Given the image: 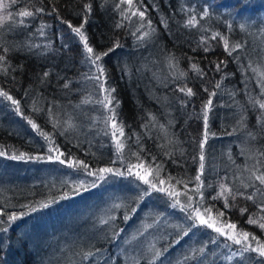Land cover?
Segmentation results:
<instances>
[{
	"label": "trees",
	"instance_id": "obj_1",
	"mask_svg": "<svg viewBox=\"0 0 264 264\" xmlns=\"http://www.w3.org/2000/svg\"><path fill=\"white\" fill-rule=\"evenodd\" d=\"M6 2L9 7L5 16L9 12L12 15L0 23V56H5V61H0V90L19 101L22 115L15 111L16 105L0 96V150L6 153L0 156V172L14 166L18 170L16 189L0 184V212L5 213L0 221L6 222L13 213L26 215L16 220L7 233H0V264H116L124 236L132 242L135 234V240L140 242L133 244L132 251L126 246L123 250L125 256L128 250L137 252L133 264H159L162 260L168 264H261L256 253L241 257V245L198 221L192 227L195 241L186 245V236L180 235L185 230L181 229L193 224L186 213H175L184 223L174 228L178 231L166 233L165 236L172 235L168 244L159 240L148 244L147 235L139 234L138 229L144 225L143 214L149 219L155 217L157 224L171 220V209L180 207L172 206L178 199L190 205V210L199 204L200 213L205 219L211 216L216 226H222L224 221L235 223L237 232L247 231L264 243V230L247 223L250 216L258 222L264 217L258 208L264 202V191L256 190L264 189V185L252 174L247 179L235 173L247 164L255 165L252 173H264V132L257 123L261 110L256 103L264 102L260 87L264 80V0H133L131 7L120 0ZM85 3L92 8L83 30L94 51H107L116 41L120 44L100 62L120 102L118 122L124 136L117 133V139L124 147L119 152L110 122L105 124L108 110L97 103V98L103 99L105 94L89 78L96 70L85 59L87 54L79 38L67 27V23H82ZM38 8L44 11L36 12ZM206 8L210 15L201 19V10ZM22 10L34 12V16L23 18V24L18 15ZM138 11L145 12L144 21L138 14L132 15ZM192 15L197 17L196 27L186 26ZM147 21H151V27ZM146 32L149 35L145 36ZM216 32L228 40L230 48L236 43L243 47L228 56L220 37L212 39ZM205 47L209 51L205 52ZM220 61L227 64L217 71L215 65ZM193 64L203 71V76L192 68ZM216 83L221 86L216 88ZM181 87L192 88L195 95L187 96L179 91ZM205 88L216 95L210 97ZM209 98L212 105L203 149L201 200L193 190L199 183L195 177L200 163L199 144L205 132L203 109ZM29 119L49 135L51 143L31 127ZM49 148L53 151L49 152ZM59 152L64 153L60 157L66 161L64 164L55 159ZM19 154L45 159L7 158ZM48 156L53 159L48 160ZM80 162L91 171L110 167L124 175L105 174V180H96L87 175ZM140 162L145 167L133 168V172L140 171L142 175L147 174L149 165L153 169L158 164L163 166L160 177L166 183L158 187L174 192L172 197L152 189L149 195L144 194L148 185L127 173L130 165ZM50 171L55 172L52 178L66 182L51 179ZM169 176L173 178L172 187ZM154 178L155 172L148 176L149 180ZM94 180L96 187H91ZM114 181L133 186L135 199L126 198L123 206L118 202V207H111L108 229L106 226L100 234L91 231L74 237L68 252L59 249V232L72 217L69 209L92 201L105 184ZM221 183L235 195V199L228 196L232 205L228 209L224 208L223 198L213 199ZM80 185L88 187V191L81 189L77 195L73 189ZM240 192L245 196L254 193L256 203L238 195ZM65 194L67 198L62 199ZM189 195L193 197L191 201ZM149 198L153 199L149 200L151 207L147 205ZM52 201L55 203L48 208L32 211ZM242 208L247 209L243 214ZM217 210L224 216L218 217ZM125 214L130 218L125 220ZM4 226L0 223V227ZM249 242L256 246L251 236ZM160 244H166V249L162 250ZM174 251L177 256L169 261Z\"/></svg>",
	"mask_w": 264,
	"mask_h": 264
},
{
	"label": "snow or ice",
	"instance_id": "obj_2",
	"mask_svg": "<svg viewBox=\"0 0 264 264\" xmlns=\"http://www.w3.org/2000/svg\"><path fill=\"white\" fill-rule=\"evenodd\" d=\"M120 2H121V4H127L130 7L133 5V0H120ZM11 3L15 4L16 0H11ZM8 7H9V3L5 2V0H0V23H2L4 20L11 17L12 13H10V12L7 13V16L3 15V13L5 12V10ZM91 8H92V5L90 3H85L84 4L82 23L79 26H74L71 23H67V27L69 29H71L72 33H74L79 38V41L82 43L83 51H84V53L87 54L85 56V59L96 70V74L90 75L89 78L93 79L96 82V87L98 88V90L105 94L103 96V99H100L99 97L97 98V103H99L103 108L108 110L109 115L105 119V124L107 125L110 122V127L112 130L111 136L113 139L116 140V147H117V150L119 152V150L124 147L123 143L119 139H117V133H119L120 137L124 136L123 126L120 122H118V115L119 114L117 112V109L120 106V102L113 95V93H115L116 89L111 87L110 85H108L107 76H106V69L104 68L103 64L100 62L102 61L103 57L109 55V53L114 51L116 47H120V44L118 41H116L114 43L113 47L109 48L107 51H103V52H95L94 51V48L92 46H90L89 41H88V37H87L85 31L83 30L84 25L87 23L88 16L91 12ZM43 11L44 10L42 8L36 9V12H43ZM137 14L141 18V20L144 21L145 12L144 11H138V12L132 13V15H137ZM18 15L21 17V23L23 24L25 22L23 18L34 16V12L22 10L18 13ZM209 15H210L209 9H207V8L202 9L201 14H200V18L203 19V18L209 17ZM147 23H148L149 27H151V21H147ZM197 23H198V21H197L196 15H192L188 19L186 26L196 27ZM120 26L121 25H117V27H120ZM228 27L231 28V25H229ZM240 27L243 29L244 25H241ZM144 35L147 36V35H149V33L146 32V33H144ZM217 37H220V39L223 41L224 51L228 54V56H232V54L234 52H236L238 49H241L243 47L242 44L236 43V44L232 45L230 48L228 40L225 37H223L219 32L214 33L212 36V39H216ZM141 39H143V37H141ZM7 51H8V49H5V52H7ZM204 51L207 52V51H209V49L207 47H205ZM0 61H5V56H0ZM226 64H227L226 61H220L219 63H217L215 65L216 70L222 71L221 66L224 65L226 67ZM192 68L195 69L200 76L204 75L203 71L201 69L197 68V66L195 64L192 65ZM181 75H183V73ZM44 76L47 77L48 73L45 72ZM64 86L68 87L67 84H65ZM220 86H221L220 83L215 84L216 88H219ZM260 87H261V94L264 95V80H262ZM179 91L182 93H185L189 97L195 95L192 88H190V87H187V88L181 87V88H179ZM204 91L209 92L210 97H214L216 95V93L214 91H209L207 88H205ZM0 96H3L5 99L11 101V103L13 105H16L15 111L18 114L22 115L18 100L14 99L11 95H9L7 92L2 91V90H0ZM256 103H258L259 109L261 110V112L257 116V123L261 126L262 132H264V102L257 101ZM211 105H212V99L209 98L206 101V103L204 105V109H203V112H204L203 120H204L205 132H204V138L199 144V147L201 149V152L199 155L200 163H199L198 174L195 177V180L198 181L199 183L197 184L196 189L193 190L195 193L200 195L201 200L203 199V193L201 192V188L203 187V181L201 180V177L203 175V170L205 167V164H204L205 155H204L203 149H204L205 143L207 142V139H208V132H207L208 112L211 108ZM243 122H244V118L242 117L241 123L243 124ZM28 123L31 125V127L33 129H36L38 131L39 135L43 136L45 140H49V142L51 143L49 135L47 133L43 132L42 130H40L36 123H34L31 119L28 120ZM105 134H108V132L106 131ZM248 135L251 136L252 139H256V136L253 135L251 132H249ZM51 151H53V149L49 148V152H51ZM56 151H59V150L56 149ZM5 155H6V153L4 151L0 150V156H5ZM262 155H264V153H262ZM61 156H64L63 152H59V155H57L55 157V159L59 160V162L61 164H64L66 161L63 159H60ZM7 158L12 159V160H25V161L45 159L44 157H41V156L32 157V156H26L25 154L11 155V156H8ZM47 159L52 160L53 157L48 156ZM137 159L139 160V157H137ZM80 163L83 165V169L87 173V175L95 177L96 180H101V181L105 180L107 178L105 174H111L114 176H123L124 175V173L121 172L119 169H113L110 167L99 168L96 171H91V170H89V166L87 164H84L83 162H80ZM68 166L71 167L72 165L69 164ZM144 167H145V165L143 164V162H140L137 165H130L127 169L128 175H134L137 180H140L144 184L148 185V188L144 189V194L149 195L150 194L149 189H152V190L157 191V192L166 193L169 197H172L174 195V192L169 191L168 189H166L164 187H158V184L164 185L166 183L165 179L160 177V172L163 170V166L158 164V165H156L155 169H153L151 167V165H149L148 168L146 169V173H147L146 175H142L140 171L133 172V168H144ZM153 172H155V178L153 180H149L148 176H151L153 174ZM252 175L255 178V180L259 181L260 185H264V173L257 174L256 172H253ZM172 179L173 178L171 176L168 177L169 187H172V185H171ZM180 182L181 181H177V183H180ZM91 187H96L95 180L93 181ZM185 187H187L186 184H185ZM253 187H255V186L253 185ZM219 188H220L219 194L217 196H214L213 199L223 198L224 208L228 209L232 206L229 203L228 196H232L233 199H235V195L232 193V190L230 188H228L223 183H221L219 185ZM81 189L83 191H88V187H86L84 185H80L79 187L74 188L73 191L75 192V194L78 195V194H80ZM256 190L257 191H264V189H256ZM225 193H227L228 195H225ZM238 195L245 196V194L243 192L238 193ZM61 198L62 199L67 198V194H65V196L61 197ZM192 198L193 197L191 195L188 196L189 201H191ZM245 198L247 200L253 201V203H256V201L254 200V193L246 195ZM50 203H55V201L42 203L39 205L38 208H33L32 211L46 209L50 206ZM172 206L173 207L180 206V210L187 213L188 218L193 221V224L191 225V227L197 226L196 222L198 221L200 225H205L207 228L213 229V231L218 233L220 236H225L228 240L233 241L234 244L241 245V247L239 249L241 257H244L245 253H256L257 256L259 258H261V264H264V243H261V241L259 239H257L256 236L251 235V233H249L247 231H243V230H240L239 232H237L236 224L229 222V221H224L222 226H219V227L216 226V222L212 219L211 216H209L208 219H205L204 215L200 213V205L199 204H197L190 211L189 210L190 205L181 204V202L178 199H176L173 201ZM258 208H259L260 212H264V202H262L260 205H258ZM133 211H135V209H133ZM240 211H241V214H243L244 212L247 211V209L242 208V209H240ZM205 212L210 213L211 209H205ZM4 215H5L4 212H0V216H4ZM24 215H26V214L25 213H22L19 215L15 214V213L9 214L7 216L6 222L0 221V223L6 224V226L0 227V233H7L9 231L11 225L16 220L21 219ZM217 216L218 217L224 216V212L217 210ZM129 218L130 217L127 214H125L124 219L127 220ZM102 223H107V221H102ZM247 223L258 225V227L260 229L264 230V217H261V221L258 222L254 218V216H250L249 219L247 220ZM225 229H229L231 231H225ZM184 235L185 236L188 235V232L185 231ZM250 236H251V240L255 241V243H256L255 247L253 246V244L251 242H249ZM242 240L244 241V243H242ZM160 254H161L160 252L155 253V255L157 257H159ZM233 255H235V253H233ZM245 258H247V257H245Z\"/></svg>",
	"mask_w": 264,
	"mask_h": 264
},
{
	"label": "rangeland",
	"instance_id": "obj_3",
	"mask_svg": "<svg viewBox=\"0 0 264 264\" xmlns=\"http://www.w3.org/2000/svg\"><path fill=\"white\" fill-rule=\"evenodd\" d=\"M7 0H5L6 2ZM9 1V0H8ZM3 15H6L4 12ZM250 161V160H249ZM223 167L225 165H215ZM255 167V165H245L244 168L237 170L235 173L237 174H244V176L248 178L251 177L252 171L251 169ZM18 173V170L16 171V166L14 168L9 169H3L0 172V184L4 185L7 189H16V174ZM55 172L50 171L49 176L53 180H58L61 182H66L64 179L60 178H52L54 176ZM135 189L133 186L129 185H121L118 182H110L108 184L104 185V188H102L93 198L92 201H87L82 204H74L69 211L72 213L71 216L66 223V227L62 229L61 237L59 239L58 247L62 251H69L71 246L74 245V237H82L79 235H87L89 232H95L97 234H100L102 229H105L108 225H111L109 220V210L112 207V210L120 203V206H123L122 202L124 199L129 198L131 200L135 199L134 196ZM149 200H153L152 198H149L147 200V205L152 206ZM119 202V203H118ZM191 208V207H189ZM190 210V209H189ZM169 211V210H168ZM191 211V210H190ZM170 215H172V219L168 221H163L159 224L156 222V218L153 217L152 219L147 218L145 214H143V224L139 229V234L147 235V243L149 244L151 240L153 241H161L164 243H169L170 240H172V235L165 236L168 231H178L174 228H179L180 224L184 221L182 218H180L175 213H182L185 214L186 212H183L179 208H173L170 211ZM77 213L76 216L74 214ZM79 214V216H78ZM187 214V213H186ZM155 215V214H154ZM158 216V215H156ZM187 219V218H186ZM188 220V219H187ZM102 221H107V223H102ZM186 225V224H185ZM184 229H181L182 231L185 230L188 232V235H186V238H184L185 244H192L195 239L193 240V229L192 227H185L183 225ZM190 229V231L188 230ZM180 230V231H181ZM158 231L161 232L159 235ZM183 231V232H185ZM154 235H157L156 237ZM181 236H185L184 233H180ZM137 237V234H135L133 237ZM136 237L131 241H129V238L124 236L123 242L121 243L119 247V253L117 256L116 264H133L134 257H136V253H132L133 250L131 247H133V244H138L140 241L135 240ZM174 237H176L174 235ZM83 239H85L83 237ZM146 244V242H145ZM162 245V244H160ZM125 246L129 248L131 251L128 250V256H125L123 253V250L125 249ZM153 246V245H152ZM163 249H166V244L162 245ZM161 248V247H159ZM60 250V251H61ZM161 250L157 251L160 252ZM182 255H186V253H182ZM177 256V252L174 251L172 253V257H168L169 261H173V258ZM163 262V263H162ZM159 264H168L167 260H162Z\"/></svg>",
	"mask_w": 264,
	"mask_h": 264
}]
</instances>
